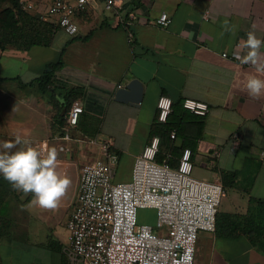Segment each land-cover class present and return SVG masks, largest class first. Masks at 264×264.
Masks as SVG:
<instances>
[{
    "label": "crops",
    "instance_id": "obj_1",
    "mask_svg": "<svg viewBox=\"0 0 264 264\" xmlns=\"http://www.w3.org/2000/svg\"><path fill=\"white\" fill-rule=\"evenodd\" d=\"M30 1L38 4L33 13L47 5L43 0ZM163 12L172 18L167 27L156 23ZM130 15L135 19L129 21ZM121 18L129 23L123 24ZM225 21L235 26L234 33L224 31ZM77 22L80 30L75 37L55 27L48 45L0 48V152L6 151L4 142L16 135L42 152L56 148L59 170L71 180L59 205L63 217L56 222L59 207L45 210L33 205L31 193L14 190L0 174V219L10 222V236L0 237L1 257L6 244L18 264H33L23 262L24 251L32 245L23 242L28 233L22 226L23 221L36 219L49 234L51 254L44 264H55L54 250L59 254L56 264H68L64 246L70 235L62 230L69 231L67 221L77 203L83 170L102 157L100 146L89 140H113L119 155L116 181L123 157L135 162L151 140L163 96L177 107L186 99L210 107L204 117L188 115L185 136L196 142L194 165L210 171L209 181L218 174L225 186L220 211L245 214L251 198L264 200V95L253 99L241 91L246 76L256 73L235 57L247 54L244 43L249 31L264 40V0H121L114 10H106L97 0L77 16ZM81 32V51L68 58ZM52 51L54 58L48 55ZM61 53L64 66L54 85L83 89L79 100L84 111L76 126L65 119L71 106L64 88L52 86L41 93L32 84ZM260 53L264 61V46ZM133 80L142 88L140 103L116 100L118 86L124 88ZM236 134L240 145L233 151ZM173 142L180 147L183 138L177 135ZM181 156L173 157L171 166L177 167ZM218 238L217 231L201 233L199 250L200 245L212 250Z\"/></svg>",
    "mask_w": 264,
    "mask_h": 264
},
{
    "label": "built area",
    "instance_id": "obj_2",
    "mask_svg": "<svg viewBox=\"0 0 264 264\" xmlns=\"http://www.w3.org/2000/svg\"><path fill=\"white\" fill-rule=\"evenodd\" d=\"M95 1L43 0L47 5L39 10V15L75 37L80 30L77 16ZM100 1L106 10H114L121 0ZM21 4L30 12L38 6L30 0H21ZM128 19L132 21L135 16ZM121 21L129 23L124 18ZM156 23L167 27L172 18L163 12ZM183 107L201 117L210 109L207 103L194 99L184 100ZM158 108L159 122H167L173 101L163 96ZM83 111L81 100H75L65 116L67 124L76 126ZM176 136L174 130L171 138ZM89 141L100 146L102 157L81 174L77 203L67 221L70 242L65 253L69 264H197L200 235L216 232L217 216L226 194L219 175L215 174L212 181L193 177L190 149L184 150L177 167L167 160L158 162L161 139L154 137L136 158L131 180L117 182L114 170L119 155L113 140ZM239 145L236 134L232 150ZM143 209L155 210V224L141 221Z\"/></svg>",
    "mask_w": 264,
    "mask_h": 264
},
{
    "label": "trees",
    "instance_id": "obj_3",
    "mask_svg": "<svg viewBox=\"0 0 264 264\" xmlns=\"http://www.w3.org/2000/svg\"><path fill=\"white\" fill-rule=\"evenodd\" d=\"M1 4H7L0 10V48L7 45H15L22 49H29L35 45H48L54 36L55 25L43 20L38 13L27 11L23 8L21 0H0ZM52 34V36H51ZM63 53L56 61L46 65L42 76L33 82L38 90L44 93L50 87H62L66 90V98L69 107L82 96L81 87H73L67 84L54 85L56 73L64 66ZM188 115H194L183 107V102L177 107L173 103V110L167 122L160 123L158 116L151 129V138L160 137V153L158 162L168 161L172 165L173 157L179 158L184 149L191 147L195 151L196 142L187 141L185 136V124ZM197 116V115H194ZM176 130L177 135L183 138V144L178 147L171 138V133ZM10 226L9 220L0 219V237L7 233ZM217 234L229 239L244 238L251 248H259L264 251V200L250 199L245 214L219 212L217 216ZM0 264H3L0 253Z\"/></svg>",
    "mask_w": 264,
    "mask_h": 264
},
{
    "label": "clouds",
    "instance_id": "obj_4",
    "mask_svg": "<svg viewBox=\"0 0 264 264\" xmlns=\"http://www.w3.org/2000/svg\"><path fill=\"white\" fill-rule=\"evenodd\" d=\"M225 32H235V26L224 22ZM264 40L257 38L253 31L247 33L244 47L248 52L242 63L250 64L255 75L248 74L241 91H246L253 99L264 95V61L261 60L260 49ZM6 151L0 152V174L14 190L24 194L31 193L32 204L45 210H55L71 186V180L59 170L58 151L56 148L42 152L30 142L16 135L14 140L3 144ZM16 149L15 151H11Z\"/></svg>",
    "mask_w": 264,
    "mask_h": 264
},
{
    "label": "rangeland",
    "instance_id": "obj_5",
    "mask_svg": "<svg viewBox=\"0 0 264 264\" xmlns=\"http://www.w3.org/2000/svg\"><path fill=\"white\" fill-rule=\"evenodd\" d=\"M7 4H1L0 10L5 7ZM79 39H76V45H73L68 54V58H71L75 55H78L81 51L79 48L82 42L84 41L83 32L80 33ZM52 36V34H51ZM50 57L54 58V51L49 53ZM49 57V56H48ZM138 130L143 131V128H138ZM134 161L129 156H124L121 160V163L117 167V176L116 181L119 182H127L131 179L132 171H133ZM193 177L201 179V180H209L210 179V171L203 166L202 164H197L193 166ZM249 188L246 190L247 193ZM255 193V192H254ZM253 195V194H252ZM251 195V196H252ZM225 198V197H224ZM58 216H54V220L57 218H62L63 213L61 208ZM221 209V208H220ZM56 215V214H55ZM56 217V218H55ZM140 219L142 222L155 224L156 223V212L152 209H143L140 211ZM54 222V224L56 223ZM25 226H21L26 229L25 233L26 237L23 240L24 243H30L32 247L26 248L24 261L31 262L33 264H44L47 256L50 257L51 252L47 249V244L49 239L47 237V229L44 225H42L38 220H29V222H24ZM56 226V225H55ZM7 236H10V226L8 227ZM69 236L70 232L67 229L63 228L62 233H66ZM69 232V233H68ZM55 235V233H54ZM223 236H219L217 239L214 248L212 250L205 249L202 245H200V250L198 252L197 263L198 264H264V251L259 248H251L248 244L247 240L244 238L237 239H228ZM56 240V238H54ZM70 241V240H69ZM69 246L66 243L64 246L65 249ZM64 249V254L67 257ZM2 257L4 264H18L16 258L14 259L13 252L11 251V247L8 245L2 246ZM59 258V254L54 250V263L55 260ZM68 260V259H67ZM69 264V262H68Z\"/></svg>",
    "mask_w": 264,
    "mask_h": 264
},
{
    "label": "water",
    "instance_id": "obj_6",
    "mask_svg": "<svg viewBox=\"0 0 264 264\" xmlns=\"http://www.w3.org/2000/svg\"><path fill=\"white\" fill-rule=\"evenodd\" d=\"M140 82L138 80H133L126 87L120 88L116 92V100L122 101L125 103H140L142 99L141 86L139 87ZM139 88V92H137Z\"/></svg>",
    "mask_w": 264,
    "mask_h": 264
}]
</instances>
